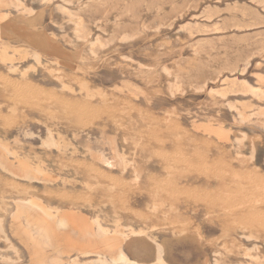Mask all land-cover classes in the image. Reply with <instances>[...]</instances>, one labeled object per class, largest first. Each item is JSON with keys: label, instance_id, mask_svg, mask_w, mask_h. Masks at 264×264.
<instances>
[{"label": "rangeland", "instance_id": "1", "mask_svg": "<svg viewBox=\"0 0 264 264\" xmlns=\"http://www.w3.org/2000/svg\"><path fill=\"white\" fill-rule=\"evenodd\" d=\"M17 1L0 264H264V0Z\"/></svg>", "mask_w": 264, "mask_h": 264}, {"label": "bare ground", "instance_id": "2", "mask_svg": "<svg viewBox=\"0 0 264 264\" xmlns=\"http://www.w3.org/2000/svg\"><path fill=\"white\" fill-rule=\"evenodd\" d=\"M17 1V0H16ZM18 2V1H17ZM19 3V2H18ZM17 5V4H16ZM20 5V4H19ZM21 7V6H20ZM84 28V27H83ZM87 29V28H86ZM83 33V32H82ZM98 42V41H97ZM55 70V69H54ZM59 71V70H58ZM26 73H27V71H26ZM55 73V72H54ZM57 77V76H56ZM16 84V83H15ZM212 92V91H211ZM261 110L263 109V108H260ZM259 109V110H260ZM260 110V112L258 111L257 113H262L263 111H261ZM241 112V111H240ZM264 113V112H263ZM241 114L243 115V113L241 112ZM240 114V115H241ZM242 115H241V117H242ZM244 115H245V113H244ZM244 115H243V117H244ZM253 116V114H250L249 115V117L250 116ZM255 115H257L256 114V111H255ZM261 115V114H260ZM251 116V117H252ZM245 117H248V116H245ZM28 133V132H27ZM52 141H54V140H52ZM51 141V142H52ZM50 142V143H51ZM45 143V142H44ZM53 143V142H52ZM56 143V142H55ZM1 144V143H0ZM47 145H49L48 143H47ZM53 145V144H52ZM55 145V144H54ZM1 148V147H0ZM4 149H6V147H5V145H2V148H1V150H2V152L0 153V165L2 166V167H4L6 170H8V171H16V169L11 165V163L10 162H7V160H6V156L4 155V153H3V150ZM254 150V149H253ZM254 152V151H253ZM118 155V154H117ZM177 155V154H176ZM99 157V159L101 160V161H103V162H107L108 161V159L104 156V155H99L98 156ZM96 158V157H95ZM119 158V157H118ZM116 160H117V158H116ZM123 160V159H122ZM118 161V160H117ZM125 161V160H124ZM126 162V161H125ZM116 163V162H115ZM122 163V161L120 162V163H118V164H121ZM124 163V162H123ZM122 163V164H123ZM32 167V166H31ZM81 167V166H80ZM29 169V168H28ZM32 169V168H31ZM34 169H36V168H33V171H34ZM95 169V168H94ZM221 169V168H220ZM27 170V169H26ZM26 170H24V173H25V171ZM39 170V169H38ZM30 171V170H29ZM40 171V170H39ZM38 171V172H39ZM42 171V170H41ZM17 173L19 172L18 170L16 171ZM36 172H37V169H36ZM23 172H21V175H23L22 174ZM20 174V173H19ZM26 174L28 175V173L26 172ZM26 174H24L25 176H26ZM30 174V173H29ZM67 194V193H66ZM66 196V195H65ZM225 200V199H224ZM23 201V200H22ZM25 201V200H24ZM35 202V201H34ZM36 204H37V202H35ZM78 220H79V218H77ZM81 219H83L85 222H87V220H86V218H84V217H81ZM60 221V220H59ZM65 221H66V219H65ZM57 222V221H56ZM61 222H62V220H61ZM59 223V224H63V223ZM93 223H94V221H93ZM92 223V224H93ZM60 226V225H59ZM96 226H97V229L94 231L93 230V232H90L91 233V235L94 237V236H101V235H103V236H105L106 237V239H108L107 240V242H109V244H110V246H111V244H112V246H114V245H116V247H118L119 249H120V254H121V256H122V261H124V262H126V263H128V264H131V263H134L135 262V260L134 259H131L129 256H128V254L125 252V250H124V248H122V245H121V243L122 242H125L124 240H126V238H128L129 236H131V235H129L130 233H127V232H124V230H118L117 232H119V235H114V236H112V235H110L111 234V232H109V231H107L108 229H105L104 228V226L101 224V222L97 219L96 220ZM128 227V226H127ZM131 233H133V235L134 236H136V237H139V235H140V233H139V231H137L136 229H132L131 228ZM102 237V236H101ZM102 239V238H101ZM129 240H131V239H129ZM127 241H128V239H127ZM157 241V240H156ZM8 242V241H7ZM98 242V241H97ZM105 242V241H104ZM94 243L96 244V242L94 241ZM93 243V244H94ZM100 243H102L101 241H100ZM99 243V244H100ZM155 243V242H154ZM123 244V243H122ZM103 245H105V244H103ZM98 246V245H97ZM96 246V247H97ZM106 247H107V245H105ZM110 246H108V247H110ZM157 248H158V257L156 258V259H158V261L157 262H162V261H164V248H163V246H161V244L159 243L158 244V242H157ZM108 249V248H107ZM249 251V250H248ZM101 255V254H100ZM248 255V254H247ZM58 257V256H57ZM58 258H56L55 259V261L57 260ZM97 262H98V264H110L109 263V260L107 259V257L104 255V256H99V258H97ZM54 261V262H55ZM58 261H60V260H58ZM226 263V262H225ZM112 264V263H111Z\"/></svg>", "mask_w": 264, "mask_h": 264}]
</instances>
